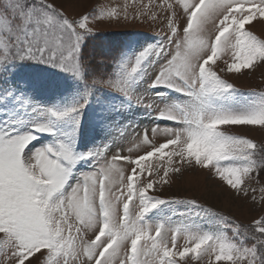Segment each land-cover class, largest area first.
<instances>
[{
  "label": "snow or ice",
  "instance_id": "6c2138e0",
  "mask_svg": "<svg viewBox=\"0 0 264 264\" xmlns=\"http://www.w3.org/2000/svg\"><path fill=\"white\" fill-rule=\"evenodd\" d=\"M74 6L73 0H0V264H264V186L259 199L253 187L264 172V141L228 127L264 129V92L244 96L225 78L264 67V39L251 31L254 21L264 23V0H165L158 41L91 78L81 52L96 33L90 25L156 17L102 0L70 17ZM25 61L71 74L83 91L64 103L35 102L11 83ZM145 76L147 89L157 91L138 90ZM28 86L47 85L30 79ZM98 88L166 122L135 134L151 150L135 159L121 149L109 159V145L76 150L83 110ZM161 88L177 98L164 102ZM149 132L165 140L150 144ZM42 135L51 139L43 143ZM156 157L158 168L150 163ZM83 161L93 162L87 172L78 168ZM121 161L129 172L118 167ZM196 169L259 203L257 215L242 224L195 199L154 194L170 176ZM173 202L192 211L149 218Z\"/></svg>",
  "mask_w": 264,
  "mask_h": 264
},
{
  "label": "rangeland",
  "instance_id": "374dc122",
  "mask_svg": "<svg viewBox=\"0 0 264 264\" xmlns=\"http://www.w3.org/2000/svg\"><path fill=\"white\" fill-rule=\"evenodd\" d=\"M55 2L60 3L61 0H55ZM97 2L98 0H73L75 6L67 9L68 14L70 17H78L85 9H91L97 5ZM102 3L111 7L127 5L130 14L140 10H151L152 16L156 18L141 17L135 20L129 18L128 20L122 19L119 23H108L106 21L103 24L93 23L90 25L96 33L87 36L84 43L88 39L92 41V38L101 34L100 41L105 45L103 50L105 49V55L109 58H106L108 61L105 69L94 71L93 53L87 54L85 52V55L82 53V60L86 65L85 76L88 78L111 73L116 61L134 56L147 45L155 44L159 39L156 34L165 29L164 15L160 9L165 0H102ZM251 31L260 39H264V23L254 21ZM25 62L14 69L11 83L26 91L35 102L47 105L58 102L64 103L75 98L83 91L82 82L71 74L42 63ZM218 63L220 62L218 61ZM40 67H45L47 70H40ZM225 78L234 84L238 93L244 94V96L253 92H264V67H255L252 70L246 69L241 74H225ZM30 79L37 83H44L47 86L29 88L28 81ZM147 83L148 76H145L138 90L141 92L148 91L149 94L157 91V89H147ZM159 91L167 93L162 98L164 102L177 98L174 93H169L167 89L161 88ZM155 102L159 103V101ZM164 123L166 122L157 120L154 114L143 106L130 103L123 96L107 88H98L95 90L90 103L83 110L76 139V150L80 153H86L99 146L109 145L111 150L108 152L109 159L117 149H121L123 155H131L135 159L136 156L151 150L150 145L136 140L135 134L140 133L142 129H150L153 124H161L162 129ZM228 127H230L232 134L245 135L254 139L257 143L264 141V129H260L258 126ZM149 138L150 144L157 146L165 140L162 132L155 136L149 132ZM49 139L51 137L43 135L40 137L43 143H47ZM33 143L37 142L33 141ZM129 148L132 149L131 153L128 151ZM92 163V161H83L78 165V168L87 172L90 170ZM150 163L158 168L160 165L159 158H153ZM118 167H124L126 173L131 169V165L124 161L119 162ZM142 178L146 180L147 175L145 174ZM168 179L169 183L160 187L154 193L155 195L165 199H195L205 207H210L214 211L227 215L242 224H248L257 215L261 206L259 203L254 204L250 198L248 200L243 197L238 198L233 191L214 179L210 173L200 169L188 170L183 175L170 176ZM261 186H264V172L260 173V184H253V187L257 188L256 195L258 199ZM190 211H192L190 204L173 202L154 209L149 213V218L173 217L176 219L177 217L173 214ZM192 264H206V261H192ZM221 264H224V262H221Z\"/></svg>",
  "mask_w": 264,
  "mask_h": 264
},
{
  "label": "trees",
  "instance_id": "16d2710c",
  "mask_svg": "<svg viewBox=\"0 0 264 264\" xmlns=\"http://www.w3.org/2000/svg\"><path fill=\"white\" fill-rule=\"evenodd\" d=\"M106 34L109 35V33H107V32H106ZM98 36H99V38H98ZM98 36L96 35V37L92 38V41H89V39H88L82 46V53L84 55H85V52H87V54H89L91 52L93 53L92 60L94 61L93 62L94 71L95 70L100 71V70L105 69L107 67L106 62L108 61V59H106V58H109L105 55V49L103 50V48H105V45L102 44L100 41V39L102 38V35L98 34ZM100 55H101V57H100ZM99 57H100V59H99ZM22 63H26V62H22ZM20 65L21 64H18L16 67H18ZM39 69L43 70V71L47 70V68H45V67H40ZM62 72H64V71H62Z\"/></svg>",
  "mask_w": 264,
  "mask_h": 264
}]
</instances>
